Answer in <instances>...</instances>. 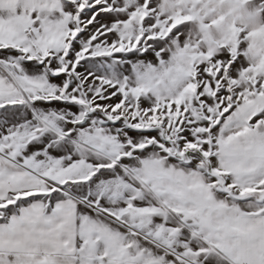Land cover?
Listing matches in <instances>:
<instances>
[{
    "label": "snow or ice",
    "instance_id": "snow-or-ice-1",
    "mask_svg": "<svg viewBox=\"0 0 264 264\" xmlns=\"http://www.w3.org/2000/svg\"><path fill=\"white\" fill-rule=\"evenodd\" d=\"M0 264H264V0H0Z\"/></svg>",
    "mask_w": 264,
    "mask_h": 264
}]
</instances>
